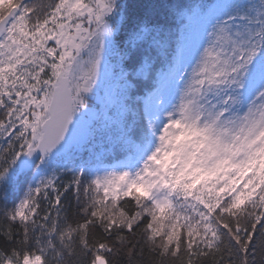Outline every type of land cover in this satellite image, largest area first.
<instances>
[{
	"label": "snow or ice",
	"instance_id": "6c2138e0",
	"mask_svg": "<svg viewBox=\"0 0 264 264\" xmlns=\"http://www.w3.org/2000/svg\"><path fill=\"white\" fill-rule=\"evenodd\" d=\"M0 264H264V0H0Z\"/></svg>",
	"mask_w": 264,
	"mask_h": 264
},
{
	"label": "trees",
	"instance_id": "16d2710c",
	"mask_svg": "<svg viewBox=\"0 0 264 264\" xmlns=\"http://www.w3.org/2000/svg\"><path fill=\"white\" fill-rule=\"evenodd\" d=\"M147 2V0H129V3H142ZM157 2H165V3H182L185 5H197L200 3H211L215 2V0H157ZM157 70L160 68H164L167 70V63L165 61L164 57L160 58V62L156 65ZM154 82V81H152ZM110 84L113 86L115 85V81H110ZM149 89H144L142 92L138 93L139 95H143L144 91H148ZM101 96H105V93L102 92ZM100 106L99 111L97 112L94 120H95V128L100 129L96 133L95 140L93 141L94 151L100 155L103 156L104 163H115V157L116 156H122L123 153L121 150L117 149L115 153L112 152V145L110 144V140L114 138L116 129L113 126L114 119H115V108L111 104H107L106 102H101L97 100L95 102ZM107 122V127H105V124ZM85 156H87V153H84Z\"/></svg>",
	"mask_w": 264,
	"mask_h": 264
},
{
	"label": "rangeland",
	"instance_id": "374dc122",
	"mask_svg": "<svg viewBox=\"0 0 264 264\" xmlns=\"http://www.w3.org/2000/svg\"><path fill=\"white\" fill-rule=\"evenodd\" d=\"M100 95H101V94H100ZM175 97H176V90H173V91L171 92V94H168V95L166 96V99L172 101V100H175ZM99 108H100V106H99L98 104L95 103V106H94V113H95V116H96L97 112L99 111ZM95 116H94V118H95Z\"/></svg>",
	"mask_w": 264,
	"mask_h": 264
}]
</instances>
